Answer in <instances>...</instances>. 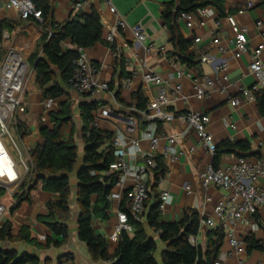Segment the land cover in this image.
Returning a JSON list of instances; mask_svg holds the SVG:
<instances>
[{
  "label": "crops",
  "instance_id": "obj_1",
  "mask_svg": "<svg viewBox=\"0 0 264 264\" xmlns=\"http://www.w3.org/2000/svg\"><path fill=\"white\" fill-rule=\"evenodd\" d=\"M77 1L84 3V9L78 15L89 13L94 2H97L96 9L102 25V37L101 41L94 47L86 49V53L92 66L98 70L102 80L108 84L109 91L96 92L91 96L79 97L69 87H65L66 94L56 101L57 108L55 111L58 110L60 102L69 101L71 103L72 123L65 128L63 139L67 141L72 138L77 148L76 166L74 171L69 174L71 216L67 222L70 235L68 242L60 248H45L46 240L51 234L40 223V219L48 214L46 204L50 201L56 202L59 200L57 195L47 192H37V201L28 216L6 217L2 224L3 226L6 222H10L13 226V234H17L23 227L27 228L30 232V239L34 244H25L20 241L12 243L0 242V250L15 251L18 255L25 253L30 257L36 258L39 264H44L45 262H48V264H110L106 262L94 263L86 246L77 237L78 182L76 175L82 167L84 151L81 139L82 124L78 110L81 103L95 104L98 107L94 113V118L99 114L100 110L105 108L132 116L136 122V131L128 137L130 140L137 141L144 155L150 154L152 152L149 142L144 138L148 122L142 118V111L137 108L135 96L136 94L142 95L146 101L145 106L147 109L149 102L155 96V90L144 83L143 77L147 73L152 72L162 77L169 93L175 85L180 83L183 87V96L187 98V100L179 99L172 102L163 110L165 115H172V121L166 122L163 119L156 121L160 140L157 151L154 153V158L162 157V150L168 145V137L175 136L179 138L181 136L185 129V116L188 110L199 111L210 116L208 132L217 146L223 142L239 143L245 141L250 144L253 153L264 154V117H261L258 113L255 98L248 100L241 96V103L236 108H232L227 101V96L219 92H212L204 101H197L193 97L192 81H178L175 69L172 66V61H176L174 57L176 49L170 41L172 37L190 41L191 45L186 53H193L199 56L209 45L213 33L221 34L225 40L231 37L225 18L227 15H235L236 11L245 5L244 0H192L195 2H214L215 6H209L215 12L214 15L207 20L206 26L199 30H188L183 22L175 23L173 33L164 25L161 14L164 5L172 1H174L173 12H175L178 0H144L143 2H140V0H111V4L126 23V27L120 31V39L113 46L108 45L105 41L106 34L113 24V17L109 14L106 4L108 0H51V14L54 23L63 24L72 16H75L74 12H72V6ZM251 2L254 4L253 9L243 16L236 17L237 23L247 29V52L240 60L236 61L231 60L229 55L226 57L228 62L227 77L231 84L229 93L232 96L239 95L240 89H250L254 85V80L249 73L248 67L252 60L253 51L264 42L255 29V23L264 18V0H251ZM0 22H5L9 25L8 30L10 32L8 30H4V32L8 33L9 40L12 41V44L9 45L7 44L9 40L4 42L1 39L0 44L3 47L6 46L5 49L11 47L16 50V46L14 47L13 45L16 42H24L23 52L25 53L28 47L38 45L41 36L39 24L31 21H21L15 11L4 9L2 1H0ZM136 24H141L145 29L147 39L143 44H136L133 38L132 28ZM196 38L200 39L198 44L194 43ZM149 46L153 50L150 53H145L144 48ZM63 49H72L69 41L64 42ZM229 49L231 50V47ZM23 52L18 53L29 63V57H26V53L24 54ZM210 53L216 56L217 59H222L216 54L214 49ZM261 60L264 65V51L261 55ZM191 71L198 78L204 76L212 77V68L205 64H200L196 69H191ZM133 76L136 78L132 85L128 89L122 88V82ZM33 86L35 87H33V91L28 93L27 98L24 99L25 107H22L24 112L18 117V122L25 124L30 132L27 137L19 139L27 162V151L35 145L43 144L39 134L40 128L47 127L52 129L53 127L49 119L50 113H46L42 107L41 103L43 100L35 86L34 80ZM96 128L109 134V139L105 143L106 147H112V139L117 132H124L123 127L105 120H99ZM174 147L179 153H182L178 160L175 161L163 158L167 172L154 190V193L158 196L157 201L162 192H168L171 196L170 203L161 211L158 221L160 223L180 222L183 220L185 212L188 211H195L199 218L202 216L212 217L216 202L225 196V192L217 188L202 189L199 183V174L209 165L214 166L215 164V168L227 167L234 163L237 157L225 154L219 157L217 161H214L215 157L210 156L201 148L193 133H189L184 139L179 140ZM191 147L195 148L193 153H189ZM120 152V150H114V155L117 156ZM249 158L254 159L256 157L252 156ZM142 164L143 160L141 157H138L133 163V165L137 166ZM148 184L153 185V177L150 174ZM132 185L131 181H125L121 187L115 188L108 197L110 202V209L106 213L108 218L103 221L94 219L92 222L94 232L104 238L111 249L116 247L118 240L114 230L118 225V214L122 213L120 207H129L128 193ZM185 186L191 188V195L186 194ZM153 196V193H151L152 199ZM93 199L95 201L96 196ZM153 202L151 200L145 209L142 225L147 236L156 242L155 259L158 264H161V255L166 251L167 247L159 241L158 234L152 232L145 224L149 206ZM255 221L259 226L257 232H252L249 228L242 226H238L235 232L237 237L244 240V242L248 236H252L263 246L262 251L252 250L248 252L246 250V263L264 264V213L259 214ZM126 232L132 237L134 230L131 228V230ZM209 232L210 230L207 228L200 227L197 236L194 237L196 246L201 247L202 250L205 249ZM228 252L229 248L224 243L220 254ZM223 264H235V260L229 257L223 261Z\"/></svg>",
  "mask_w": 264,
  "mask_h": 264
},
{
  "label": "trees",
  "instance_id": "obj_2",
  "mask_svg": "<svg viewBox=\"0 0 264 264\" xmlns=\"http://www.w3.org/2000/svg\"><path fill=\"white\" fill-rule=\"evenodd\" d=\"M51 0H34L36 8L42 13V22L38 23L41 36L35 51L29 56L28 61L34 73V83L39 90L42 100L53 99L58 101L66 94L64 88L74 70V61L77 53L74 47L90 49L101 41L102 25L96 9L92 5L90 12L72 16L63 24H55L51 14ZM215 6L214 2H195L192 0H178L174 10V1L165 4L161 17L164 25L173 33L175 19L181 13H195L200 8ZM34 22L32 20H29ZM28 22V21H27ZM5 22H0V43L4 30H8ZM9 31V30H8ZM10 32V31H9ZM69 41L72 49L64 50V42ZM176 49L177 63L188 69H196L200 65L199 56L187 54L191 45L190 41L172 37L170 40ZM137 108L145 111L146 101L141 94H136ZM257 110L264 117V90L255 94ZM98 107L95 104L81 103L79 117L81 120V139L84 146L82 167L77 173V237L83 243L91 260L94 263L106 262L110 264H158L155 259L156 242L149 238L142 223L135 222L131 217L129 207L120 211L126 215L127 224L134 230L130 237L122 231L111 249L107 241L98 236L92 227L94 219L106 220L107 211L110 209L109 195L115 190L119 181V174L103 176L114 162L115 155L111 146H105L109 134L98 130L94 125V113ZM126 115V114H125ZM130 116V115H129ZM132 117V116H130ZM52 129L41 127L39 134L42 145H35L27 151L29 171L20 183L17 191L10 199L9 210L6 217L28 216L37 201V192H47L57 195L59 200L46 204L48 214L40 219V223L50 232L45 248H60L69 240L67 222L71 216L69 174L76 166L77 148L72 138L65 141L64 130L72 123V110L69 101L60 102L58 110L49 114ZM29 130L22 122H17L16 137L19 139L29 135ZM225 154L237 158L256 157L264 159V154L253 153L248 142H223L216 148L215 160ZM155 168L149 171L153 177V185L148 184L149 199L145 204L149 206L145 218L146 227L157 233L159 241L166 245V251L161 255V264H214L218 261L221 248L224 244V234L220 228L209 232L205 249L189 243L190 237H196L199 231V215L195 211L185 212L180 222L160 223L159 200L154 193L157 185L165 176L167 170L162 157L154 158ZM214 167L215 164H214ZM1 191V190H0ZM153 193V199L151 197ZM96 196L94 201L93 197ZM145 215V214H144ZM59 238V240H57ZM20 241L25 244H34L30 239L27 228H21L13 234V226L6 222L0 227V242L12 243ZM247 251H262L263 246L252 236L245 240ZM0 264H39L36 258L23 253L18 255L15 251L0 250ZM44 264H48L45 262Z\"/></svg>",
  "mask_w": 264,
  "mask_h": 264
},
{
  "label": "built area",
  "instance_id": "obj_3",
  "mask_svg": "<svg viewBox=\"0 0 264 264\" xmlns=\"http://www.w3.org/2000/svg\"><path fill=\"white\" fill-rule=\"evenodd\" d=\"M0 1L3 2L5 10L15 11L21 21L42 22V13L36 8L34 0ZM143 1L140 0V2ZM244 1L245 5L238 9L235 15H227L225 18L231 37L225 40L221 34L213 33L209 45L199 55L200 64L212 68V77L198 78L191 69L172 61L177 80L192 81L193 97L197 101H204L212 92H219L227 96V101L232 108H236L241 103V96L253 100L255 94L264 90V65L261 60L264 42H262L253 51L248 67L254 85L250 89H240L237 96H232L229 93L231 84L227 77L228 62L226 57L229 55L231 60L236 61L240 60L247 52V29L237 23L236 17L243 16L252 10L254 4L251 0ZM106 4L109 14L113 17V24L106 34L105 41L108 45L113 46L120 39V31L126 27V23L111 4V0H108ZM83 9L84 3L81 1H77L72 6L75 16H78ZM214 13L213 9L209 7L200 8L195 13H181L175 19V23L183 22L188 30H199L206 26L207 20ZM255 29L264 40V18L255 23ZM132 35L136 44H143L147 39L145 29L141 24H136L132 28ZM9 39L8 33L4 32L2 41L7 42ZM199 42V38L194 40L195 44ZM73 49L77 53V58L74 61L73 73L67 81V86L71 91L79 97L91 96L96 92H108V84L102 80L98 70L92 66L86 50L81 47ZM213 49L222 59H217L210 53ZM152 50L151 46L144 48L145 53H150ZM28 71L27 60L13 48L5 49L2 60L0 53V125L2 128L0 133V190L6 191L10 199L29 171L28 164L24 161L14 142L18 114L24 112L21 107V98ZM135 78L133 76L125 79L122 82V88L128 89ZM143 81L155 90L154 98L149 102L147 109L141 112L142 118L148 122L144 138L149 142L152 153L144 155L137 141L129 139L128 136L136 131V122L129 115L105 108L100 110L93 121L95 127L99 120H105L124 128V132H117L112 139L113 149L121 152L115 156L114 162L108 170L103 172V176L107 177L118 173L119 181L116 183V188L121 187L125 181L132 182L133 185L128 193L129 211L133 220L139 223L144 220L145 204L149 199V171L155 168L154 153L157 151L160 140L156 121L159 119L166 122L172 121V115H165L163 110L179 99L187 100L183 96V87L180 83L175 85L169 93L162 77L158 74L149 72L143 77ZM41 104L46 113H51L57 108V103L53 99L44 100ZM19 109L20 111H18ZM209 124L210 116L208 114L188 110L185 116L184 131L179 138L175 136L167 138L168 145L162 150V158L171 161L178 160L182 152L179 153L174 146L189 133L195 135L201 148L210 156L215 157L217 145L208 132ZM194 151V147L189 149V153ZM138 157L143 160L141 166L133 165ZM198 178L202 189L217 188L225 192V196L216 202L212 217L202 216L199 218V228L204 227L210 231L220 228L224 234V243L229 248V252L220 254L218 261L214 264H223V261L229 257L235 260V264H247L245 260L247 246L244 240L237 237L235 230L238 226L249 228L252 232H257L259 229L255 218L264 213V159L239 157L234 163L224 168H215L213 165H209L199 174ZM184 189L187 195H191L189 186H185ZM170 201V194L162 192L159 196V211H163ZM8 210V207L0 201V227ZM129 230L131 227L127 224L126 215L118 214L115 235L119 236L122 231ZM189 243L196 246L194 237L189 238Z\"/></svg>",
  "mask_w": 264,
  "mask_h": 264
},
{
  "label": "rangeland",
  "instance_id": "obj_4",
  "mask_svg": "<svg viewBox=\"0 0 264 264\" xmlns=\"http://www.w3.org/2000/svg\"><path fill=\"white\" fill-rule=\"evenodd\" d=\"M7 44H9V45L12 44V41L9 40ZM24 45H25L24 42L23 43L22 42H20V43L16 42L13 46L14 47L16 46L15 47L16 48V50H15L16 52L18 51V52L22 53L23 50H24ZM5 47L6 46L3 47L2 44H0L1 60L3 59V56L5 55ZM36 47H37L36 45H32L31 47H28V49L25 52L26 54L24 52L23 53L26 55V57H29L35 51ZM28 67H29V71H28V75L26 77V81L24 83V89H23V94H22V98H21V107H23V108L25 107V100L24 99H26L28 93L32 92L33 89L35 88L33 86L34 74L32 73V66H31L30 63H28ZM26 91H28V92H26ZM18 111H20V109ZM19 116H21V113L18 114V117ZM14 142L19 147V149H20V151H21V153L23 154V157H24L25 156V152H24V150L22 148V145H21V142H20L19 138L18 137H14ZM24 161L26 162V164H28V162L25 159V157H24ZM0 201H1V203H3L4 205H6L9 208L10 198L8 197L7 192L4 191V190L0 191Z\"/></svg>",
  "mask_w": 264,
  "mask_h": 264
},
{
  "label": "water",
  "instance_id": "obj_5",
  "mask_svg": "<svg viewBox=\"0 0 264 264\" xmlns=\"http://www.w3.org/2000/svg\"><path fill=\"white\" fill-rule=\"evenodd\" d=\"M1 131H2V128H1V125H0V133H1Z\"/></svg>",
  "mask_w": 264,
  "mask_h": 264
}]
</instances>
